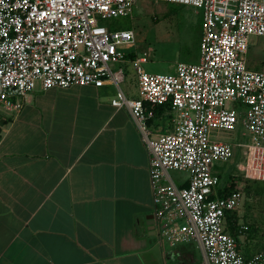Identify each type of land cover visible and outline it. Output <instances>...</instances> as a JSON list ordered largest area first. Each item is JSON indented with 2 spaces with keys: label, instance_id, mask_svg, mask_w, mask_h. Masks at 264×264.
Returning <instances> with one entry per match:
<instances>
[{
  "label": "built area",
  "instance_id": "obj_1",
  "mask_svg": "<svg viewBox=\"0 0 264 264\" xmlns=\"http://www.w3.org/2000/svg\"><path fill=\"white\" fill-rule=\"evenodd\" d=\"M137 0H0V106L18 112L36 86L43 90L71 86L119 89L125 62L119 47L134 43L129 29L94 25L129 17ZM201 10L199 62L175 65L173 74H148L135 60L138 99L119 90L111 100L126 109L137 125L149 155L154 234L173 247L194 244L203 264H264V250L246 258L224 231L226 212L240 207L234 189L218 196L217 163L229 162L241 150L238 173L264 182V71L246 63L249 39L264 37V0H148ZM170 103L172 128L153 134L145 104ZM229 103L236 108L228 107ZM241 123L251 143L218 141L216 131L231 132ZM170 171L187 172V184ZM233 175V173H232Z\"/></svg>",
  "mask_w": 264,
  "mask_h": 264
},
{
  "label": "crops",
  "instance_id": "obj_2",
  "mask_svg": "<svg viewBox=\"0 0 264 264\" xmlns=\"http://www.w3.org/2000/svg\"><path fill=\"white\" fill-rule=\"evenodd\" d=\"M110 86L38 85L16 99L20 111L4 109L0 264H196L194 244L171 247L149 230L148 150ZM153 107L150 131H170L175 112Z\"/></svg>",
  "mask_w": 264,
  "mask_h": 264
},
{
  "label": "rangeland",
  "instance_id": "obj_3",
  "mask_svg": "<svg viewBox=\"0 0 264 264\" xmlns=\"http://www.w3.org/2000/svg\"><path fill=\"white\" fill-rule=\"evenodd\" d=\"M201 21V10L191 6L137 0L129 17L100 20L97 24L94 23L112 30L129 29L134 33L133 44L119 47L125 62L111 67L113 71L122 69L124 82L120 84V89L127 99H138L136 59L145 58V62L140 64V67L148 74H173L178 62H198ZM245 59L250 70L258 68L264 71V37H250ZM255 65L257 67L254 69ZM110 87L114 93H118L115 86ZM228 107L236 108V105L229 103ZM7 116L11 115L0 106V117ZM212 136L233 147L236 144L251 143L250 135L240 122L234 131H216ZM234 149V156L229 162L217 163L213 169L220 178L218 191L223 188L230 173L236 177L243 176L242 173L238 174L236 166L238 163H243L241 150ZM169 175L176 183L187 184L189 181L187 172L170 171ZM232 183L242 194V202L236 214L248 226V231L238 238V244L252 251L257 250L264 246V182L243 176V179ZM247 237H251V240ZM186 245L194 246L191 243ZM194 252L195 257L197 256L196 264H203L200 253L197 250Z\"/></svg>",
  "mask_w": 264,
  "mask_h": 264
},
{
  "label": "trees",
  "instance_id": "obj_4",
  "mask_svg": "<svg viewBox=\"0 0 264 264\" xmlns=\"http://www.w3.org/2000/svg\"><path fill=\"white\" fill-rule=\"evenodd\" d=\"M199 41H200V39H199ZM198 46H199V43H198ZM155 107H159L160 109L165 108V109L169 110V112L173 111L170 103H167L165 105H160V106H154L153 109H155ZM153 114H154V112H153ZM238 174H240V173H238ZM239 179H243V176L242 177H236V176H233L232 173L227 175L226 183H224L223 188L221 187V189L218 191V196L223 197L227 193H229L230 191L236 189V188H234V183H232V182L237 181ZM257 182H259V181H257ZM238 209L235 211H232V212H226L225 213L223 228H224V231L226 233H228L231 237H233L235 239L238 252L241 253L244 257L248 258V257L252 256L253 254H256V253L264 250V246L257 249V250L252 251V250H249L248 247L247 248H245L244 246L241 247L240 244H238V238H240L243 233H246L248 231V226L242 221V218L236 214ZM247 239L251 240V237H247Z\"/></svg>",
  "mask_w": 264,
  "mask_h": 264
},
{
  "label": "water",
  "instance_id": "obj_5",
  "mask_svg": "<svg viewBox=\"0 0 264 264\" xmlns=\"http://www.w3.org/2000/svg\"><path fill=\"white\" fill-rule=\"evenodd\" d=\"M147 220H148L147 225H148V227H149V230L152 231L153 234H154V221H153V215H148Z\"/></svg>",
  "mask_w": 264,
  "mask_h": 264
}]
</instances>
